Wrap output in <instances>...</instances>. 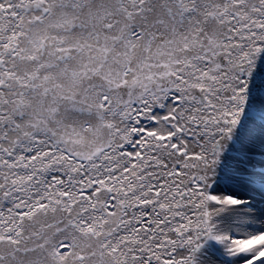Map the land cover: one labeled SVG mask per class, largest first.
Segmentation results:
<instances>
[{"label": "snow or ice", "instance_id": "obj_1", "mask_svg": "<svg viewBox=\"0 0 264 264\" xmlns=\"http://www.w3.org/2000/svg\"><path fill=\"white\" fill-rule=\"evenodd\" d=\"M0 264H264V0H0Z\"/></svg>", "mask_w": 264, "mask_h": 264}]
</instances>
